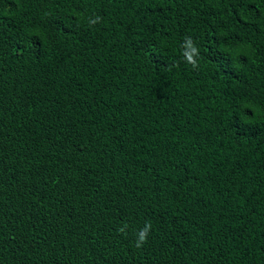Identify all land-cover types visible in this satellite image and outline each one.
Returning a JSON list of instances; mask_svg holds the SVG:
<instances>
[{"label": "trees", "instance_id": "obj_1", "mask_svg": "<svg viewBox=\"0 0 264 264\" xmlns=\"http://www.w3.org/2000/svg\"><path fill=\"white\" fill-rule=\"evenodd\" d=\"M0 264H264V0H0Z\"/></svg>", "mask_w": 264, "mask_h": 264}, {"label": "clouds", "instance_id": "obj_2", "mask_svg": "<svg viewBox=\"0 0 264 264\" xmlns=\"http://www.w3.org/2000/svg\"><path fill=\"white\" fill-rule=\"evenodd\" d=\"M184 48H185L184 57L186 61L195 67L197 63L195 57L198 55V49L194 46L190 38H186ZM150 228H151V225L146 224L145 228L139 232L137 247L141 246V242H146L147 233L149 232Z\"/></svg>", "mask_w": 264, "mask_h": 264}]
</instances>
